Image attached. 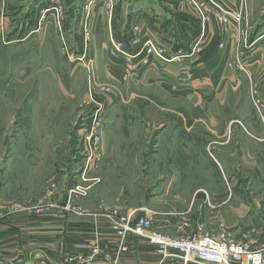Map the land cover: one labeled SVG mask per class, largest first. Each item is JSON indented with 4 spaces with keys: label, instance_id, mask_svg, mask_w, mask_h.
Instances as JSON below:
<instances>
[{
    "label": "rangeland",
    "instance_id": "1",
    "mask_svg": "<svg viewBox=\"0 0 264 264\" xmlns=\"http://www.w3.org/2000/svg\"><path fill=\"white\" fill-rule=\"evenodd\" d=\"M251 2L264 8V0ZM241 5L236 10L244 21L246 0ZM87 6L82 7L81 17H86L83 12ZM256 13L259 12L254 11V16ZM241 23L234 29L239 30ZM3 30L1 27L0 32ZM2 39L6 41L5 35ZM64 47L69 49L61 44V57ZM55 49L59 51V45ZM4 55L1 50L0 56L5 58ZM65 58L69 67L70 63H77L84 70L81 75V71L75 70L72 91L65 90L67 73L55 74L64 68L63 59L58 60L57 67V61L48 58L43 69L41 61L32 58L28 71L20 74V70L10 68V61L0 58V219L4 215L45 216L63 212L91 220L71 211L79 208L101 213V207L122 213L135 209L136 217L144 215L141 211L149 217L150 199L159 195L162 204L152 206L162 207L157 215L162 224L168 213L161 197L166 190L161 188L165 179L198 186L211 178L223 181V188L217 189L220 199L236 202L238 207L242 204V211L249 209L244 215L216 216L225 221L235 216L242 226H248L251 219L264 225V107L259 105L264 100V85L259 92H254L255 88L241 90L238 98H229L230 104L225 102L223 107L208 108L206 116L216 117L212 124L185 122L188 132L199 137L203 132L223 133L220 138L214 137L215 141L206 142V152L201 147L168 146L164 150L156 145L157 139L162 137L172 145L173 138L180 135L182 116L191 121L204 120L199 107L181 103L158 88L136 84L125 67L121 79L114 81L97 70L94 60ZM236 68L246 71L241 62H237ZM49 70L54 74H49ZM96 113L102 138L100 157L88 163L81 135ZM216 146L221 147L219 155L213 150ZM212 159H216L215 168L209 165ZM163 164L170 171H159ZM231 181L240 183L231 187ZM225 182L229 183L227 187ZM81 189L86 190V196L80 197ZM178 189L188 190L172 188L173 192ZM13 204L20 208L14 210Z\"/></svg>",
    "mask_w": 264,
    "mask_h": 264
},
{
    "label": "crops",
    "instance_id": "2",
    "mask_svg": "<svg viewBox=\"0 0 264 264\" xmlns=\"http://www.w3.org/2000/svg\"><path fill=\"white\" fill-rule=\"evenodd\" d=\"M220 1L234 10L242 6V0ZM251 1L246 0V21H242L244 23L238 30L234 29L235 26L225 28L211 17L202 20L182 0H112L111 7H107V0H0V28L4 29L0 32V55L1 50L5 52V58H0L10 61V68L23 74L28 71L32 58L39 59L44 69L48 58L57 61L58 67V60L65 61V57H83L94 60L97 70L106 79L119 81L125 73L124 61L121 57H110L111 43H123L128 51H137L150 38L166 51L169 58L177 57L178 60L169 64L153 60L148 67L138 68L132 80L136 84L158 88L181 103L193 104L204 115V120L197 118L192 121L182 116L180 135L173 138L172 145L165 143L162 137L157 139L156 145L164 150L168 146L173 149L178 146L201 147L206 152V142L215 141L214 137L220 138L223 133L203 132L199 137L188 132L189 126H185V122L212 124L216 117L206 116L208 108L216 105L223 107L229 98H238L241 90L255 88L254 92H259L264 85V8L259 9ZM89 2L91 13L87 20V17L81 16L82 7ZM198 2L207 5L206 0ZM46 6L62 8L61 20L58 21L51 12L43 21H39V12ZM254 11L259 12L255 14L256 17ZM247 20L250 23L247 24ZM4 35L6 41L2 42ZM63 43L69 49H62V58L60 46ZM56 45H59V51L55 49ZM237 62H241L246 71H238ZM68 65L65 61L64 68L55 74L61 76L67 73L65 90L72 91L75 81L71 80L72 76L76 71H81V75L84 70L77 63H70V67ZM48 72L54 74L52 70ZM259 105L264 107V100H260ZM194 140L201 142L199 144ZM213 150L219 155L221 147L216 146ZM215 160L208 161L214 168ZM162 168L170 171L167 164L157 169L161 171ZM218 168L217 172L221 170ZM238 183L231 181V187H236ZM222 184V180L211 178L202 180L198 186L172 178L165 179L161 188L166 190L161 197L168 213L165 219L161 218L163 223L159 224L157 218L162 207L152 206L162 204L159 195L150 199L149 217L142 211L144 215L138 216L154 219L155 230L169 237L193 234L200 229L215 234L219 223H224L234 239L252 238L258 244L264 243V225H257L254 219L248 226H242V221L235 216L228 221L216 216H238L249 212L248 208L242 211V204L238 207L236 202L227 203V199L218 197L217 189L223 188ZM224 185L227 187L229 183L225 182ZM173 187L188 190L173 192ZM187 193L189 195L183 198ZM136 212L135 209H128L123 213L135 215ZM93 240L100 248V262H105L107 256H114L116 247L103 219L95 222L73 218L63 212L45 216L4 215L0 219V264H88L78 259L86 260L90 256ZM128 246V251L120 255L119 264H154L160 260L141 240L131 237ZM172 264L179 263L175 261Z\"/></svg>",
    "mask_w": 264,
    "mask_h": 264
},
{
    "label": "built area",
    "instance_id": "3",
    "mask_svg": "<svg viewBox=\"0 0 264 264\" xmlns=\"http://www.w3.org/2000/svg\"><path fill=\"white\" fill-rule=\"evenodd\" d=\"M182 1L193 7L202 20H208L211 17L225 28L239 27L242 22L239 11L237 12L220 0H206V6L199 4L198 0ZM87 5L88 9L83 13L88 18L91 2ZM111 5L112 1L107 0V7H111ZM51 12L55 14L58 21L61 20L62 8L47 7L40 10L39 21H43ZM109 55L112 58L121 57L129 75H133L138 68L148 67L153 60L165 64L178 60L177 57L169 58L166 51L157 46L150 38H147L137 51H128L123 43H111ZM98 119L96 113L93 119L87 123L81 135L82 142L86 146L83 148L84 150L86 148L88 163L93 159L97 161L100 157L102 138L99 134ZM85 191V189L79 191L83 195L80 197L86 196ZM12 208L16 210L20 206L13 204ZM71 212L81 217L90 218L95 222L103 219L107 224L108 235L116 247L115 257L107 256L105 262H100L98 260L100 248L96 247V242L93 240L90 256L86 260L78 259L83 263L119 264L120 255L128 251V241L133 237L145 242L159 257L160 260L154 264H172L175 261L179 264H264V243L258 244L252 238L234 239L224 223H219L215 234L203 232L200 229L193 234L182 233L175 237H169L157 232L152 219L147 216L136 217L133 213H122L109 207H101V213H93L90 209L81 210L79 208H73Z\"/></svg>",
    "mask_w": 264,
    "mask_h": 264
}]
</instances>
